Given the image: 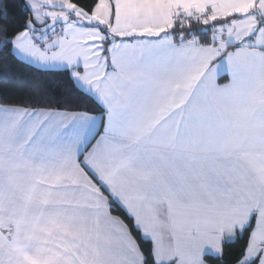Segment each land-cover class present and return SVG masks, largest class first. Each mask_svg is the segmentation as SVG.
<instances>
[{"label":"snow or ice","instance_id":"obj_1","mask_svg":"<svg viewBox=\"0 0 264 264\" xmlns=\"http://www.w3.org/2000/svg\"><path fill=\"white\" fill-rule=\"evenodd\" d=\"M0 264H264V0H0Z\"/></svg>","mask_w":264,"mask_h":264}]
</instances>
